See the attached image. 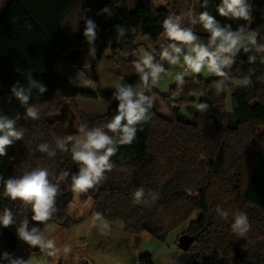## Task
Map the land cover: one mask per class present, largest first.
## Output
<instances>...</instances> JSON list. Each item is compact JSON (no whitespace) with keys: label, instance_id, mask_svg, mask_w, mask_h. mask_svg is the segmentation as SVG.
Returning a JSON list of instances; mask_svg holds the SVG:
<instances>
[{"label":"trees","instance_id":"trees-1","mask_svg":"<svg viewBox=\"0 0 264 264\" xmlns=\"http://www.w3.org/2000/svg\"><path fill=\"white\" fill-rule=\"evenodd\" d=\"M144 1L120 0L119 7H114L116 0L6 1L0 16L1 93L9 97L10 87L17 81L27 85L29 76L46 85L47 92L38 95L33 90L30 103L39 107L40 119L21 118L17 122V127L24 129V138L14 142L7 148V155L0 157V176L7 179L45 167L51 173L49 179L56 182L61 172H76L78 165L70 154L57 151V156L50 158L36 151L40 143L46 142L55 148L58 138L76 136L72 116L64 104L78 98L110 102L102 115L77 112L80 123L87 122L90 127L104 125L116 114L117 102L114 92L105 91L101 86L95 70L99 62L132 64L140 58V41L147 37L156 41L163 34L161 22L169 13L192 11L198 15L204 11L203 0H167L160 5L147 0L146 17L137 15L133 19L131 15L144 7ZM209 3L215 11L220 0H209ZM249 3L252 5L250 21L216 16L234 29L243 25L246 30L259 31V41L264 43V0H249ZM105 7L114 14L101 13ZM84 9L89 11L85 13ZM80 12L97 26L98 47L96 58L91 62L88 51L76 43L84 30V21L77 20ZM189 21L185 16L184 25L192 27L202 39L206 38L202 27ZM117 26L128 30L124 37L118 36ZM155 49L157 53L160 50ZM250 55L257 56L255 63H249ZM58 62L66 69L63 75L55 73ZM74 69L90 79L94 87L76 86L73 81L77 83L80 74L72 72ZM250 73V82L238 85ZM231 74L230 88L219 96L213 87L217 78L212 75L208 80L185 78L183 91H178L174 84L169 95H160L158 99L169 111L170 118L160 117L152 108L151 119L138 126L141 130L136 139L130 145L119 146L111 158L114 167L106 173L107 178L80 196L82 201L93 202L90 214L100 212L105 221L120 222L126 233H146L159 240L190 221L183 233L193 238L187 251L192 261L264 264V62L260 54L241 51ZM140 83L137 75L129 85L135 88ZM201 90L205 96H200ZM200 101L210 106L206 114L195 109L190 117L182 112L184 107ZM11 107L13 115L19 113L23 117L24 108L17 100H11ZM138 187L145 189V198L153 191L159 193V199L154 203L134 204L132 194ZM73 195L70 180L62 183L56 203L58 211L49 222L60 228L79 222L67 213ZM5 207L12 209L15 223L0 228V244L17 256L22 251L16 253L20 242L16 229L23 219L30 217V212L19 201L5 198L0 183V211ZM218 207L233 214L246 213L251 224L248 234L236 236L231 231L232 215L221 218ZM196 214L197 219H192ZM0 264L7 262L0 261ZM138 264H153L151 256L140 258Z\"/></svg>","mask_w":264,"mask_h":264},{"label":"clouds","instance_id":"clouds-1","mask_svg":"<svg viewBox=\"0 0 264 264\" xmlns=\"http://www.w3.org/2000/svg\"><path fill=\"white\" fill-rule=\"evenodd\" d=\"M167 0H160L165 4ZM120 6V0H116L114 7ZM202 8L208 7V0H203ZM89 9H84L87 12ZM216 14L229 20L250 21L252 19V5L249 0H220L216 6ZM101 13L113 15L107 7ZM185 16L190 18L191 24H199L207 34L201 38L190 26L184 25ZM84 21L83 37L88 44V56L96 58L97 26L91 18L80 12L77 20ZM163 30L162 40L168 43L160 46L157 53L155 48L145 50L143 55L134 62L135 73L139 76L141 87L134 89L126 83H117L113 93L117 102L116 114L102 126H89L87 122L77 125V135H68L55 141V148L46 142L40 143L36 151L47 154L48 157L61 154H70L71 160L78 165L74 173L63 171L59 174L56 182L49 179L51 173L48 168L36 167L19 176H10L5 179L0 176L3 185V195L11 201H19L25 206L30 217L23 219L16 229V238L31 249H39L45 256L59 259L61 253L65 256L72 252L70 245L63 249L58 247L57 240L45 233L42 225L46 226L51 221L58 209L57 197L61 194L62 183L70 180V189L74 197L79 201L82 194L100 185L106 178V173L111 172L114 165L111 158L117 153L119 146L130 145L135 139L138 126L149 121L153 115L154 100L146 94V90L159 85L165 77H173L178 91H183L186 84L185 76L198 77L201 73L216 77L213 87L216 95L226 92L232 83L231 69L236 63L241 51L245 53L255 52L260 54V60L264 62V43L259 41L260 32L255 29H247L240 25L233 29L231 24L222 25L216 15L208 11H201L194 15L192 11L183 14L169 13L161 22ZM128 30L117 26V34L124 37ZM159 57V58H157ZM256 55L248 56L249 63H255ZM169 67H166L165 65ZM178 67L179 72L173 73L170 68ZM250 76L245 78L244 83L250 82ZM85 85L94 87L91 80H85ZM33 90L38 95L47 92V86L39 79L29 76L27 85L15 82L10 87L8 102L12 99L19 102L24 108L23 117L19 113L14 116L0 114V157L7 155V148L16 141L24 138V129L17 127V122L24 120L36 121L40 119V109L30 103ZM200 96L206 93L201 90ZM209 104L200 101L195 104L196 112L206 114ZM211 123V121H209ZM133 195L134 204L154 203L159 199V193L149 191L147 198L145 189L138 187ZM93 206L89 200L83 208L79 209V215H84L87 209ZM217 212L221 218L227 219L232 215L231 231L238 237H245L251 229V224L246 213L236 211L234 214L228 210ZM31 221V223H30ZM99 227L104 234L109 229L102 213L95 212L91 218L90 228ZM15 223V215L10 207L0 211V228H8ZM0 261L7 264H28L27 259L16 257L7 251L0 253Z\"/></svg>","mask_w":264,"mask_h":264},{"label":"rangeland","instance_id":"rangeland-1","mask_svg":"<svg viewBox=\"0 0 264 264\" xmlns=\"http://www.w3.org/2000/svg\"><path fill=\"white\" fill-rule=\"evenodd\" d=\"M7 0H0V16L2 14V7ZM156 4L160 5V0H154ZM144 7L138 8L132 14V18L142 16L146 17L148 2L144 1ZM205 11V10H204ZM206 11L216 15L212 6L206 8ZM222 25L226 24L217 17ZM233 28V27H232ZM234 29V28H233ZM84 31V30H83ZM83 31L78 36L76 43L80 49L88 51V44L83 37ZM163 35V34H162ZM161 36L154 41L151 38H144L139 42L138 53L142 56L145 50L152 48H160L163 44H167L166 40H162ZM96 44V49L98 44ZM90 62L92 59H90ZM59 63V62H58ZM57 63V64H58ZM134 63L132 64H117L115 62H107L101 60L99 65L96 67V73L100 80L101 86L105 91L114 92L115 85L117 83L129 84L136 76L134 70ZM89 68V65L87 66ZM173 73L179 72L181 69L178 67L170 68ZM57 74L63 72V66L59 63L55 69ZM75 74H80L76 69L72 70ZM191 76L186 75L185 78ZM198 77L208 80L210 74L207 72L201 73ZM88 79L84 74H80L79 81L76 86L89 88L92 87L85 85V80ZM175 84L173 77L165 76L159 83L158 86L152 88L150 91L146 90V94L151 96L154 100L153 108L155 113L160 117L168 120L170 118L169 111L163 105L158 97L167 96L170 93L171 87ZM245 84L244 82L238 83V85ZM141 83L138 84L134 89H139ZM2 86L0 84V114H7L14 116L11 102H8V97L5 93H1ZM196 99H198L196 97ZM110 102L103 100H90L84 98H78L77 101L71 103H65L64 108L72 116V122L74 128L77 130V125L80 123L77 117V112H84L88 115H102L109 107ZM228 105L230 100L228 99ZM195 105L184 107L182 112L187 116L192 117L194 115ZM77 135V134H76ZM88 201H79L73 195V200L69 204L67 213L68 215L79 221L72 224L68 228H59L53 222H48L42 229L45 233L51 237L56 238L58 247L63 249L65 245L72 247V252L65 256L61 253L59 259H53L45 256L40 250H32L19 242L17 246V252L28 250V264H138L140 258L145 255H150L153 264H190L192 261V255L187 252H182L178 249L177 243L184 231L189 227V222H185L182 226L170 231L164 240H159L146 233L129 234L123 230V226L120 222H107L109 229L106 230V234L99 227L100 222H97V227L90 228L91 218L93 215L90 214L91 208L87 209L84 215H79V209L83 208ZM198 214L192 219H197ZM5 252L0 244V253ZM68 262V263H67Z\"/></svg>","mask_w":264,"mask_h":264},{"label":"water","instance_id":"water-1","mask_svg":"<svg viewBox=\"0 0 264 264\" xmlns=\"http://www.w3.org/2000/svg\"><path fill=\"white\" fill-rule=\"evenodd\" d=\"M192 240L193 238L187 234L181 235L177 243L178 249L182 252H187L190 247V244L192 243ZM190 264H204V263L193 260L190 262Z\"/></svg>","mask_w":264,"mask_h":264},{"label":"built area","instance_id":"built-area-1","mask_svg":"<svg viewBox=\"0 0 264 264\" xmlns=\"http://www.w3.org/2000/svg\"><path fill=\"white\" fill-rule=\"evenodd\" d=\"M16 257H20V258H23V259H27V257H28V251L27 250H23Z\"/></svg>","mask_w":264,"mask_h":264},{"label":"crops","instance_id":"crops-1","mask_svg":"<svg viewBox=\"0 0 264 264\" xmlns=\"http://www.w3.org/2000/svg\"><path fill=\"white\" fill-rule=\"evenodd\" d=\"M208 5L211 7V5H210V3H209V0H208ZM2 9H3V7H2ZM204 10H206L205 8H204ZM59 64V63H58ZM58 64H56V66H55V69H56V67H57V65ZM63 66V72L62 73H60L61 75H63L65 72H66V69H65V67H64V65H62ZM55 73H56V71H55ZM57 74V73H56ZM60 74H58V75H60ZM78 78H79V76H78ZM60 228V227H59ZM16 253H18L17 251H16ZM68 263V262H67Z\"/></svg>","mask_w":264,"mask_h":264}]
</instances>
